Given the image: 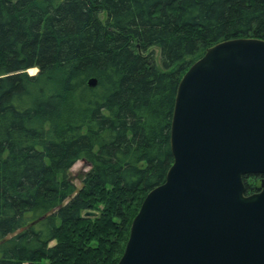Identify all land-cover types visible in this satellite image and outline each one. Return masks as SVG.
I'll list each match as a JSON object with an SVG mask.
<instances>
[{"label": "trees", "instance_id": "obj_1", "mask_svg": "<svg viewBox=\"0 0 264 264\" xmlns=\"http://www.w3.org/2000/svg\"><path fill=\"white\" fill-rule=\"evenodd\" d=\"M242 37L264 40V0H0V264H116L172 164L181 76Z\"/></svg>", "mask_w": 264, "mask_h": 264}, {"label": "water", "instance_id": "obj_2", "mask_svg": "<svg viewBox=\"0 0 264 264\" xmlns=\"http://www.w3.org/2000/svg\"><path fill=\"white\" fill-rule=\"evenodd\" d=\"M170 149L165 180L143 198L116 264H264L263 39L221 40L190 65ZM245 175L263 176L256 192L246 193Z\"/></svg>", "mask_w": 264, "mask_h": 264}, {"label": "rangeland", "instance_id": "obj_3", "mask_svg": "<svg viewBox=\"0 0 264 264\" xmlns=\"http://www.w3.org/2000/svg\"><path fill=\"white\" fill-rule=\"evenodd\" d=\"M150 50L154 51V61L155 64L158 68L163 69L162 61H161V55H160V50L158 47L153 46L150 48ZM36 68L34 69H29L28 73L34 74L36 72ZM89 169V165L83 161V160H78L73 164V166L69 170V176L73 180L74 184L77 186V188L80 187L81 185V177L83 174Z\"/></svg>", "mask_w": 264, "mask_h": 264}]
</instances>
